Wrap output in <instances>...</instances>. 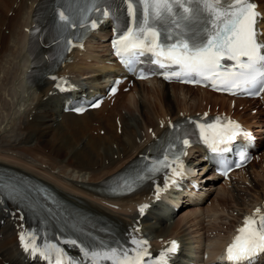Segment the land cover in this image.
I'll list each match as a JSON object with an SVG mask.
<instances>
[{
	"label": "bare ground",
	"instance_id": "obj_1",
	"mask_svg": "<svg viewBox=\"0 0 264 264\" xmlns=\"http://www.w3.org/2000/svg\"><path fill=\"white\" fill-rule=\"evenodd\" d=\"M14 1L15 0H0V29L3 25L12 28V34L9 40L10 45L7 43L5 36L1 35L0 33V43L2 44L0 58L3 59L7 57L5 59H7L8 61L7 63H4L6 60L5 61L3 60V63L1 62L0 64V69H2L1 71L5 73V76H8L9 72L15 70L12 77L11 75H9L11 82L8 83L9 85L8 91L10 94L5 95V97L6 96L10 97L11 95L12 98L10 99L11 101L9 103L11 105L15 104L14 108L11 110V116L14 117L13 125L11 127V133L8 132L9 136H7V138H15V140H18V138H20L18 144H23V143L27 144L28 142L34 141L35 143H37V145L19 148L18 145L15 146V143L10 144L11 142L9 143V141H5L3 138L4 141L0 140L1 141L0 148L2 149L0 151V168L13 170L16 172L24 173L26 175H27V173H25L26 171L33 173L31 168H29L31 167V164L28 163L30 162V160L24 161L26 157L21 156L19 154L24 153L25 155V153L30 154V153H34V151L40 153L42 149H48L54 155V158L52 160H49L47 156H44L42 153L41 154L43 155V157L47 158L48 161L51 162L52 166H50V168L53 169L54 171H57L56 174L49 173L50 171L49 169L37 168L36 165L34 167L38 169V170L35 169L38 173H34V174L48 180L49 183H47V185L50 186L57 193V195L60 196L63 200L69 201L75 206L84 207L93 210L97 213L105 212L111 216H114L116 214L113 213L114 212L113 210L100 203H95L100 200L95 197L92 190H89L86 187H84L85 185H93V184H89L90 181L87 180L93 181L99 179L97 181V184L102 183L106 181L107 178L110 175H112L115 170L123 166L128 159L134 157L135 153H137L141 148L143 139L145 141L146 140L149 141L148 135L141 134L142 136H140V131H139L140 129H143L145 127V129L147 130L149 127H153V125L156 127L158 125V122L156 123L157 119H161L164 116H169V115H178L179 112L188 111L189 109L185 106L179 108L173 105L172 100L175 101L177 99L176 97L175 98L170 97L169 96L170 91L168 90V88L185 89L187 87H181L176 85L166 86L156 83L158 85V89L154 87L155 89L153 88L150 90L148 89L146 90L150 92L152 95L154 96L156 95L160 100V102L162 103L163 107L161 108L160 111L161 114H156L155 117H152V115H150L149 113V109H147V106L144 105L142 102L138 104L132 103L133 106L132 108L134 109L132 110L130 107L129 108L127 107L126 111L130 115L133 114L132 111H134L135 113H137L136 115L137 117H142L141 120L142 122L141 124L139 123L140 125L138 124L135 118L131 120H133L134 123L137 122V124H135L136 126L134 124H129V122L127 123L126 118L122 114H119L118 120L120 122L121 133L118 135L116 132L117 126L116 124H113L115 123L113 122L115 121V118L108 116L109 120L108 118L105 119L104 124L106 120L111 122L110 123L111 132H106V126H105V132L107 136L105 137L88 136L89 138L88 139L86 138L87 140L84 138L86 142L80 144L84 136L81 135V133L85 132L86 126L88 125L92 126L93 118L90 117V115L102 111L103 109H105V107L101 106L99 110L86 113L83 116L64 114L61 111V107L59 106V101H60L59 97L48 95L49 92L53 90L51 83L45 82L44 80L37 81L36 82L37 84H33V85L28 83L27 76L28 73L31 71L32 67H31V59L29 56L28 45H27L28 36L27 33L24 32V30L26 28L31 27V24L33 23L32 16L34 11V6H37L38 0H23L21 2L20 7L16 9V13L12 19V21L16 23L15 25L10 26L8 25V23H6L7 18L3 16V12L6 13L11 8ZM258 1L261 5V8H263L264 0H258ZM4 8L5 9L8 8V9L5 10ZM6 35L8 36V34ZM92 46L93 45L90 44L88 48L90 47V49H92L91 48ZM104 52L106 53V50H104ZM88 53L90 58L93 59L94 55L92 54V52L90 51ZM9 63L10 66L11 63H14L15 67H9L11 69L8 68V70H6L5 65ZM79 64L81 65L78 64L67 65L65 66V69L68 68L67 70L71 71L72 68L73 70L79 72L87 71L88 73L93 72L98 75H101L100 74L101 72L99 70L100 66L96 65V62L94 64L84 65L82 60L79 62ZM112 69L113 68H110L109 70L111 71ZM0 83H1L0 88H2L4 84L2 83V81ZM99 83H100L99 81H96V79L92 78L91 82H85L84 84L89 88L95 85H99ZM148 83H152V82H148ZM142 84L143 82L137 83L133 89L134 92L137 91V93H140L141 96H143L145 92V89L143 90L139 89V86ZM187 89L201 91L204 94V96L207 94L213 95L200 89H191V88H187ZM188 95L191 97L195 94L194 93L191 94L190 92H188ZM117 98H119V96ZM203 98L205 99V97ZM219 98L225 100V98L222 96H219ZM0 102L2 103V101ZM130 103L131 101L129 100V104ZM5 107L6 106L4 105V108ZM116 110H117V103L113 108V111ZM109 112L112 113L111 111ZM31 113L32 115L30 117ZM157 116L160 117L158 118ZM84 118H87V120L85 122H81V119ZM244 122L245 123L248 122V119H245ZM82 123H86V124L83 125ZM257 124L259 125L261 123H257ZM113 127H114V131H112ZM89 128L90 127H88V129ZM258 128L256 130H258L261 136H264V125L262 129H258ZM8 129L10 128L8 127ZM135 131L136 132L139 131L138 134H136ZM66 132H69L70 135H67ZM0 138H2V135H0ZM261 144L264 147V139L262 140ZM143 145L144 143L142 144V146ZM114 155H117V158L120 155H124L125 160L123 162L119 161L118 164L114 166V161H115L113 158ZM263 157H264V153L262 155V158ZM97 163L100 164V170H93L94 166ZM253 167L254 166L251 165L249 168H253ZM67 171L70 172L69 175H66L65 172ZM255 185L256 184L252 185V189H254V191H256V186H257ZM217 193L219 194V196L217 197L218 206L226 208V204L231 199V195L225 196L220 194L219 192ZM86 197L90 199H86ZM181 197L182 196L179 195L175 200L174 203L176 204V206L179 205L181 201ZM227 198H229V200ZM189 199L198 201L199 199H201V196H198L197 198H189ZM233 199H234L233 202L237 200L236 197ZM259 199L261 198L256 197V201ZM233 205H235V203ZM123 208L129 209L130 202L124 203ZM3 210L4 208L0 204V221L1 219L4 220V225L2 226L0 225V264L3 263L24 264L23 260L20 258V255L16 249V239L13 233V229L10 227L9 223L7 222V218H5V214L3 213ZM171 215H173V213L168 209L160 211V214H152V215L149 214L147 217L153 216L154 221L153 224L151 223L153 226L151 225L152 226L151 228L150 225L146 226L144 224L145 230L155 239L160 237H168V236L179 238V236H177L176 234H174L175 236L170 235L171 233L176 232V229L167 230L165 228L167 226L163 225L165 223V220L169 218ZM146 222L147 220L145 218L143 220V223ZM216 230L217 227H211L209 229L210 232ZM225 231L227 234L229 233L228 227L225 228ZM202 238H206V236L205 237L201 236L199 239ZM220 242L221 241H217L213 244L215 245L214 249L219 248L221 244ZM208 247H210V245Z\"/></svg>",
	"mask_w": 264,
	"mask_h": 264
},
{
	"label": "snow or ice",
	"instance_id": "obj_2",
	"mask_svg": "<svg viewBox=\"0 0 264 264\" xmlns=\"http://www.w3.org/2000/svg\"><path fill=\"white\" fill-rule=\"evenodd\" d=\"M85 2L95 6L102 4L104 0H85ZM213 2L220 4L222 0H213ZM120 3L121 5L126 4L125 12L129 21L126 30L118 33L112 41L118 57L122 56L121 49L129 53L127 58L121 59V63L131 66L135 63L136 56L143 55L145 49L157 55L158 53L153 48V41H155V47L160 49L159 54L166 53L164 58L177 66L180 71L198 78L186 82L199 83L201 80L210 82L206 86H210L217 91L231 92L232 94H236L234 91L236 88L249 95L264 93V41L261 39L264 32L260 27L264 13L258 11V5L254 0H231L226 8L218 10L217 18L221 15L226 18L223 24L217 28L214 23L213 28H217L214 34L210 35L204 44L196 45L194 48H190L187 42L181 43L180 41L165 44L160 39V31L154 27H147L149 8L145 7L143 15L138 17L139 9L136 5L167 3V0H120ZM177 3H179V0H177ZM185 11H188V9H185ZM109 12H111V8H108L102 15L106 16ZM59 19L67 21L68 18L64 12H60ZM82 24L83 22H81ZM97 25L98 21H91L93 29ZM147 34H150L153 40H146L145 36ZM168 39L171 40V36ZM177 49L180 50L177 51ZM161 67L163 68L165 65L161 63ZM175 75L179 78L180 72H176ZM164 78L168 79V75L165 74ZM57 88L60 91L66 90V88L60 87L59 84ZM115 90V86L110 89L113 92ZM99 106L98 102L88 105V107ZM226 123L239 128V125H234L231 121ZM200 127L215 128L216 126L208 124ZM201 138H205L203 132ZM234 138V134L223 136L220 138L219 143H230ZM183 143L188 145L189 141L185 139ZM212 150L214 152H227L229 149L227 147H216L215 141H213ZM164 159L166 160L168 157L165 156ZM148 171H159V168H149ZM114 179L119 180V178ZM139 179H142V177L126 178L119 181L115 188L131 187V183ZM146 207L147 205L141 207L142 214ZM259 211L257 209V212ZM252 225H255V227L253 228ZM238 232L246 234V236L237 235L235 237V240L227 249L228 260L231 264H252V260L256 256L264 254V216L260 217L258 223L251 218L245 219L244 227L240 228ZM19 239L24 251L29 252V244L25 235L21 234ZM72 243L75 245L76 241H72ZM133 243L146 244L147 241L134 240ZM177 248V242L172 241L167 251L174 253ZM82 251L89 258L91 264H98L97 261L91 259L93 256H102L104 260H111L112 264H149V261L143 260V257L147 255V250L143 248H107L100 252L82 249ZM133 251L135 256L129 254ZM31 254L35 255V246L31 249ZM163 258L162 254L161 259L163 260ZM57 264H59V261Z\"/></svg>",
	"mask_w": 264,
	"mask_h": 264
},
{
	"label": "rangeland",
	"instance_id": "obj_3",
	"mask_svg": "<svg viewBox=\"0 0 264 264\" xmlns=\"http://www.w3.org/2000/svg\"><path fill=\"white\" fill-rule=\"evenodd\" d=\"M14 3V2H13ZM21 5V4H20ZM20 7V6H19ZM8 11H10V9L8 10ZM7 13V12H6ZM15 13H16V10H14V15H15ZM10 13H7V15L8 16H10L9 15ZM9 25V24H8ZM7 32H8V30L7 31H5V35L7 34ZM11 33H9L8 34V36L10 35ZM7 36V35H6ZM10 45V44H9ZM96 47V48H95ZM104 45L103 44H95L94 45V47L92 46L91 48H93L94 49V51H93V53L95 54V56H96V58L97 57H101L102 55H104L105 54V52H104ZM98 48V49H97ZM5 58H7V57H5ZM5 58H3V59H1L0 61L3 63V60L5 61L4 63H7L8 61H7V59H5ZM95 63V61H93L92 63H90V62H88L87 63V65H90V64H94ZM96 64L98 65V66H101V67H104L105 65L103 64V62H101V61H96ZM2 69H0V71H1ZM1 74H2V71L0 72V76H1ZM4 78L6 79L5 81H4ZM3 78V84H6V81H7V77H4ZM4 87V86H3ZM154 88V87H153ZM152 88V89H153ZM155 88H157V87H155ZM154 88V89H155ZM4 89V88H3ZM158 89V88H157ZM169 89H171V88H168V90ZM146 90V89H145ZM170 91V90H169ZM168 91V92H169ZM176 92V93H175ZM174 93V94H173ZM186 94H187V96H189L188 95V93H187V91L186 90H183V89H178V90H171L170 92H169V96L170 97H172V98H175L176 97V99L177 100H175V101H173L172 100V103H173V105H175V106H177V107H179V108H181L182 106L184 107H187L189 104H190V100H188V97L186 96ZM172 95H174V96H172ZM177 95V96H176ZM155 97V98H154ZM192 97V96H191ZM141 98L143 99V96H141ZM126 97H124L122 100L123 101H126ZM138 99H140V98H136V99H134V101L132 102V103H135L136 101H138ZM141 99V101H142V103L144 104V105H146L147 106V109H150L149 110V113H150V115H152V117H155L156 116V114H161V108L163 107V105H162V103L160 102V100L158 99V97L155 95H151L150 93L147 95V97L144 99V101ZM5 100V102H7L8 103V101L6 100V99H4ZM186 100V101H185ZM194 102V104L196 103V100L195 101H193ZM138 103H141V102H136L135 104H138ZM178 104V105H177ZM180 104H182V105H180ZM188 104V105H187ZM115 105H116V103L114 104V107H115ZM118 106H120V105H117V109H118V111H117V113H116V115L114 114V111H113V109H112V113H110L109 111H107V112H109L108 114H106L105 116H106V118L105 119H107L108 118V116L110 117H113V118H115V116H118L119 114H124L123 116L126 118V114H125V111H126V108L128 107H130V106H126V107H123L122 108V110H125V111H123L122 113L119 111V108H118ZM133 107V106H132ZM132 107H130L132 110L134 109V108H132ZM104 108V107H103ZM3 109V110H2ZM121 109V108H120ZM130 109V110H131ZM131 110V111H132ZM103 111H106V109H103L102 111H100V112H98V113H101V112H103ZM5 112H6V114H5ZM119 112V113H118ZM133 112V114H129L127 111H126V113L127 114H129L130 116H128L130 119H136V121L138 122V124L140 123L141 124V120H142V117H137L136 115H137V113H135L134 111H132ZM4 113V114H3ZM8 114H10V115H8ZM94 114H97V113H93V114H91L90 115V117H92L93 118V122L94 121H97V123L98 124H100V125H104V126H106V132H111V127H110V123L111 122H109L108 120H109V118H108V120H106V122H105V124H104V121H105V119H100V117H94V116H92V115H94ZM6 115V116H5ZM7 115H8V117H7ZM31 115H32V113L30 114V117H31ZM115 115V116H114ZM100 116H102V114L100 115ZM2 117H4V118H2ZM160 117V116H159ZM11 118V119H10ZM13 119H14V117H12L11 116V112L9 113V111H7V110H5V108H1L0 107V133L2 134V138H0V140H3V136H6V134H7V136H9L8 135V132L9 133H11V129H9V130H7L6 131V133H5V127H6V129H8V127L9 128H11L12 127V125H13ZM245 119H247V118H245ZM5 120H6V122H5ZM9 120V121H8ZM87 120V118H84V119H81V122H85ZM103 120V121H102ZM126 122L128 123V122H130L129 121V119H127L126 118ZM108 121V122H107ZM113 122H115V121H113ZM137 122H135L134 123V125L135 124H137ZM10 123V124H9ZM103 123V124H102ZM83 125H85L86 123H82ZM116 124V123H115ZM129 124H131V123H129ZM139 124V125H140ZM108 126V127H107ZM136 126V125H135ZM88 127H91V125L89 126H86L85 127V132H83V133H81V135H84L83 136V139L81 140V142H80V144L81 143H85L86 141H85V139L87 138H89V137H93L92 135L90 136V135H87L88 134V130L90 129H88ZM140 127V126H139ZM109 130V131H108ZM140 131V136H142L141 134H142V129H140L139 130ZM139 131H135L136 132V134H138V132ZM143 132H145L144 130H143ZM67 133V135H70V133L69 132H66ZM86 135V136H85ZM89 136V137H88ZM94 137H100V136H94ZM85 138V139H84ZM86 139V140H87ZM84 140V141H83ZM9 142H11V143H15L16 145L18 144V140H16V141H14V138H12ZM17 142V143H16ZM24 144V145H23ZM23 144H20L19 146H22V148L23 147H29V146H33V145H37V143H35L34 141H32V142H28L27 144L26 143H23ZM79 144V145H80ZM36 153V154H35ZM44 156H47V158L49 159V160H52L53 158H54V155H53V153L52 152H50L48 149H42L41 150V152L40 153H38L37 151H34V153H30V154H27V153H25V155H24V153H22V154H19V155H21V156H24V157H26V161H28V160H30V161H32V163L34 164V165H36L38 168L40 167V168H47L48 166L50 167V166H52V164H51V162L50 161H48V159L47 158H45V157H43V155ZM10 154V153H9ZM41 154V155H40ZM41 156V157H40ZM114 157V159H115V161H114V166L115 165H117L118 164V162L120 161V162H123L124 160H125V158H124V155H120L117 159H116V155H114L113 156ZM47 159V160H46ZM45 163V164H44ZM261 163H264V157L263 158H261ZM48 164V165H47ZM44 165V166H43ZM253 169V168H252ZM93 170H100V164H96L95 166H94V169ZM55 172V171H54ZM257 172L260 174V175H263V171H262V168L261 167H257V169L255 170V172L254 173H250L251 174V179H253V180H255L256 182H258V183H254V184H256L255 186H256V192H253V191H251L250 193H249V195L248 196H246V197H244L243 196V194H241V196H243V199L242 200H240V203H239V205L238 204H236V205H233L232 206V208L231 209H229L228 210V212H229V214H231L232 216H235L236 214H237V212H239V210L240 209H242V208H245L248 204H250L256 197H258L259 195H263L264 194V181H263V179L264 178H259V177H257ZM66 173V175H69L70 174V172L69 171H67V172H65ZM57 176H58V174H57ZM61 176V175H60ZM96 180H99V179H96ZM87 181H91V180H87ZM257 188H259L258 190H257ZM236 193L237 192H234L233 194H231V195H234V196H236ZM256 194V195H255ZM217 195L219 196V194L217 193ZM222 195H224V194H222ZM221 195V196H222ZM255 197V198H254ZM226 198V197H225ZM237 198V197H236ZM228 200H229V198H227ZM238 199V198H237ZM230 202L232 203V204H234V202H233V200L232 199H230L229 201H228V203L230 204ZM228 203L226 204V205H228ZM211 205H215V206H217V207H219L218 206V203H217V198L214 200V201H212L211 202ZM221 208H224V207H221ZM199 215V212H197V209L196 210H194L193 208H190V209H188V207H183L182 209H181V211H180V213L176 216V217H174V218H171V219H168V223H167V226L170 228V229H173L175 226V228H176V230L177 231H183V232H185V229L186 228H188V230H189V232H192V235L194 236V237H198L199 235H201V231L199 230L200 229V227H199V225H198V221H197V219L195 220V216H198ZM181 219H183V220H181ZM218 222H220V223H226L227 221H226V218L224 219V220H219ZM147 223V222H146ZM146 223H144L145 225H146ZM184 223H186V226H184ZM175 225V226H174ZM147 226V225H146ZM174 226V227H173ZM214 227V226H213ZM210 229V228H209ZM209 229H206V231H208V232H210L209 231ZM216 231H222V230H220L219 228H217V230ZM212 232V231H211Z\"/></svg>",
	"mask_w": 264,
	"mask_h": 264
}]
</instances>
